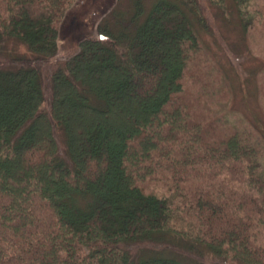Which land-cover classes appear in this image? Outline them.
Wrapping results in <instances>:
<instances>
[{
  "label": "trees",
  "instance_id": "obj_1",
  "mask_svg": "<svg viewBox=\"0 0 264 264\" xmlns=\"http://www.w3.org/2000/svg\"><path fill=\"white\" fill-rule=\"evenodd\" d=\"M74 1L0 0V264H264V125L201 1L118 0L50 66ZM231 2L250 55L264 0Z\"/></svg>",
  "mask_w": 264,
  "mask_h": 264
},
{
  "label": "rangeland",
  "instance_id": "obj_2",
  "mask_svg": "<svg viewBox=\"0 0 264 264\" xmlns=\"http://www.w3.org/2000/svg\"><path fill=\"white\" fill-rule=\"evenodd\" d=\"M200 1L201 9L210 24L209 31L204 32V36H207L206 45L214 52L218 63L217 65L224 66L227 72V77L231 81L233 88L234 107L245 113L250 119L260 121V124L264 125V88L257 91L255 77L252 74V69L258 68V66L261 67L263 63L262 60H256L254 56L258 57V55H261L264 57V38L261 37L257 29L252 31L249 46L252 49V51H250L253 55L251 53L249 55L247 52L248 50H246L242 42L239 19L231 0H226L230 5L226 17H224L223 12H220L206 0ZM13 46L14 44H9V47ZM18 51L23 53L25 49L19 47ZM62 56H64V53L60 55V58L53 59L49 65L53 66L57 61L60 62L59 60L62 59ZM262 78H264V76H262ZM59 139L61 141L60 136ZM61 143L63 146L62 141ZM188 256L190 259L194 260L192 255ZM201 259L211 264L209 256H205Z\"/></svg>",
  "mask_w": 264,
  "mask_h": 264
},
{
  "label": "water",
  "instance_id": "obj_3",
  "mask_svg": "<svg viewBox=\"0 0 264 264\" xmlns=\"http://www.w3.org/2000/svg\"><path fill=\"white\" fill-rule=\"evenodd\" d=\"M118 0H75L67 9L59 26L58 46L62 59L77 53L83 40H97V27Z\"/></svg>",
  "mask_w": 264,
  "mask_h": 264
}]
</instances>
